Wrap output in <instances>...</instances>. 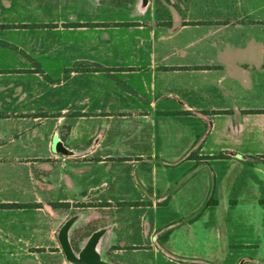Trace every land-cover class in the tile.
I'll return each mask as SVG.
<instances>
[{
	"label": "crops",
	"instance_id": "crops-1",
	"mask_svg": "<svg viewBox=\"0 0 264 264\" xmlns=\"http://www.w3.org/2000/svg\"><path fill=\"white\" fill-rule=\"evenodd\" d=\"M80 62L110 70L65 74ZM176 113H198L207 126L201 136H184L196 141L197 156L218 166L245 162L252 178L251 194L231 200L224 195L229 171L210 190L216 199L198 203L186 193L172 200L180 219L163 236L170 252L183 253L182 231L188 238L202 226L210 235L217 230L222 244L208 253L223 261L233 253L227 221L237 218L250 220L251 240L240 247L253 250L237 252L238 263L264 264V0H0L4 260L28 255L31 199L48 208L81 184L97 188L91 181L102 173L91 167L94 159L179 158L156 151L162 139L182 142L174 132L161 136L162 119ZM55 137L68 153L53 149ZM77 153L91 161L83 175ZM185 179L193 184L192 175Z\"/></svg>",
	"mask_w": 264,
	"mask_h": 264
},
{
	"label": "rangeland",
	"instance_id": "rangeland-1",
	"mask_svg": "<svg viewBox=\"0 0 264 264\" xmlns=\"http://www.w3.org/2000/svg\"><path fill=\"white\" fill-rule=\"evenodd\" d=\"M38 68L43 72L35 63V69ZM44 77L47 78L46 75ZM176 115L181 116L162 119V125L165 127H161V136H170L174 132L182 142L170 144L162 139V142L157 144L159 147L156 151L166 154L182 153L177 159L146 160L131 154L129 159L115 156L101 162L95 159L91 162L85 159L86 156L81 157V154L77 153L78 156H74L73 160L82 175L88 171L85 165L90 162L91 167H96L97 172L102 173L91 181L92 185H98L97 188L89 189L87 185L81 184L79 191L65 193L61 199L57 196L53 198V201L48 203V208L36 202L37 198L34 201L31 199L28 203V255L25 253L24 257L17 256L10 262L0 255V264H71L65 260L61 251L57 231L59 226L74 214L79 217L69 231L73 249L78 251L91 232L106 227L101 255L113 264H239L240 256L236 255L237 252L244 255L253 254L250 247H240L250 239V220L243 224L235 222L234 219L239 220L237 218L227 221L229 231L226 242L230 244V251L233 253H225L223 261L216 252L214 255L208 253L213 249H220L222 244V239L215 237L217 230L210 235L202 226H197L195 234L191 236L187 233L188 238L182 231L176 242L183 253L175 255L170 252L163 236L169 234L173 225L180 219L171 205L172 200L176 197L184 200L186 193L191 194L198 203L216 199V192L211 193L210 190L213 186L215 189L218 174L227 171L229 178L225 182L224 195L231 200L241 193L251 194L247 184L252 178L249 165L245 162L231 164L220 160L224 165L218 166L215 165L216 162L209 160L210 157L197 156L196 141L190 143L184 136L191 132L201 136L207 128L205 122L198 113ZM173 121L178 127L174 128ZM185 125L187 126L184 127ZM188 152L190 154L184 157ZM187 175L194 177L193 184L189 187L184 185ZM174 179L180 180L181 184L178 186L173 182ZM241 188L245 190L240 191ZM220 200V210H223L226 199L220 195ZM199 210L200 207L195 208L193 214ZM231 210L229 209L230 212ZM189 244H192V247ZM206 244L208 248L205 247Z\"/></svg>",
	"mask_w": 264,
	"mask_h": 264
},
{
	"label": "water",
	"instance_id": "water-1",
	"mask_svg": "<svg viewBox=\"0 0 264 264\" xmlns=\"http://www.w3.org/2000/svg\"><path fill=\"white\" fill-rule=\"evenodd\" d=\"M52 147L55 151L60 153L66 154L69 152L57 137L53 139ZM78 217V214L68 217L59 226L57 231V240L65 260L71 264H113L112 262L104 259L101 255L103 238L107 232L106 227H102L91 232L83 246L78 251L73 249L69 239V231Z\"/></svg>",
	"mask_w": 264,
	"mask_h": 264
},
{
	"label": "trees",
	"instance_id": "trees-1",
	"mask_svg": "<svg viewBox=\"0 0 264 264\" xmlns=\"http://www.w3.org/2000/svg\"><path fill=\"white\" fill-rule=\"evenodd\" d=\"M104 71V72H108L110 69L103 67L99 64H85V63H76L73 67H70L68 69L65 70V72L69 73L71 71ZM37 72H41V70L36 69ZM167 235V234H166Z\"/></svg>",
	"mask_w": 264,
	"mask_h": 264
}]
</instances>
